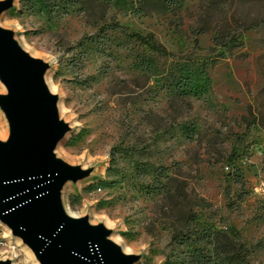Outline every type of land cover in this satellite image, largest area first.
Masks as SVG:
<instances>
[{
  "label": "rangeland",
  "instance_id": "rangeland-1",
  "mask_svg": "<svg viewBox=\"0 0 264 264\" xmlns=\"http://www.w3.org/2000/svg\"><path fill=\"white\" fill-rule=\"evenodd\" d=\"M186 1L178 25L160 0H13L0 26L48 65L70 129L56 157L88 171L62 189L67 212L105 226L136 264H233L215 243L234 230L264 264V23L229 52L194 34L205 7L233 27L264 19V0ZM114 25L154 34L175 57ZM10 239L0 223V260L38 263Z\"/></svg>",
  "mask_w": 264,
  "mask_h": 264
},
{
  "label": "water",
  "instance_id": "water-1",
  "mask_svg": "<svg viewBox=\"0 0 264 264\" xmlns=\"http://www.w3.org/2000/svg\"><path fill=\"white\" fill-rule=\"evenodd\" d=\"M12 3L0 2V18ZM48 70L0 26V82L7 90L0 108L10 131L6 142L0 140V223L39 264H136L139 257L124 253L105 226L70 217L63 207L62 189L88 171L56 157L70 129L45 83Z\"/></svg>",
  "mask_w": 264,
  "mask_h": 264
},
{
  "label": "trees",
  "instance_id": "trees-1",
  "mask_svg": "<svg viewBox=\"0 0 264 264\" xmlns=\"http://www.w3.org/2000/svg\"><path fill=\"white\" fill-rule=\"evenodd\" d=\"M160 2H162L163 8L169 11L172 17H174V21L178 22L177 24L180 25L182 23L181 14L187 1L160 0ZM214 7L215 6H209L205 7V9H202V15H200L198 27L196 30H194L196 43L198 42V37L208 33H214L212 45L214 47L226 49L229 52L233 49H239L243 47L241 37L244 32L258 26L260 22L264 23V19H260L259 21H251L249 18H246V22H244V24L234 22L233 27L230 24L228 26L220 27L216 24V21H213V18L211 19L210 16ZM113 28L116 30L120 29V31L125 34L129 40L137 42L149 52H153L159 57H175L174 54L166 49L152 33H150V35H143L135 31L131 32L127 28L120 25H114ZM214 62L215 61H213V63ZM203 66L204 69H207L209 64L204 62ZM233 156L234 158L232 160L235 161L237 156L235 153ZM215 248L217 250H221L226 255L227 259L233 264H251L245 255V250L241 242L240 235L235 230L233 231V237H230L228 234L219 233L215 243Z\"/></svg>",
  "mask_w": 264,
  "mask_h": 264
},
{
  "label": "bare ground",
  "instance_id": "bare-ground-1",
  "mask_svg": "<svg viewBox=\"0 0 264 264\" xmlns=\"http://www.w3.org/2000/svg\"><path fill=\"white\" fill-rule=\"evenodd\" d=\"M32 56V55H31ZM45 83L47 84V86H48V88H49V90H50V92H54V87L52 86V84L51 83H49V73L47 72V74L45 75ZM5 87L4 86V84H2L1 82H0V87ZM59 109H60V106H59ZM67 215L68 216H70V217H73L74 218V216H72L69 212H67ZM5 231L7 232V235L9 236V234L11 235V232H10V230L5 226ZM10 240H14L16 243H18L19 245L21 244V240H19V239H17V238H15V239H10ZM15 243V244H16ZM122 249V251H126V250H124V248H121ZM25 250H26V252H27V255L28 256H30V258H31V260H33V261H37V260H35V255H33V253H30L26 248H25ZM7 259H3L2 261H6ZM37 264H39V263H37Z\"/></svg>",
  "mask_w": 264,
  "mask_h": 264
}]
</instances>
